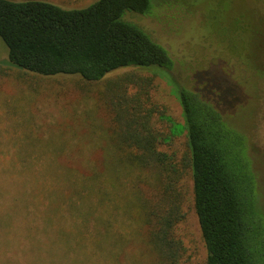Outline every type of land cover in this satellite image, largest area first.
I'll use <instances>...</instances> for the list:
<instances>
[{
    "label": "trees",
    "instance_id": "16d2710c",
    "mask_svg": "<svg viewBox=\"0 0 264 264\" xmlns=\"http://www.w3.org/2000/svg\"><path fill=\"white\" fill-rule=\"evenodd\" d=\"M162 3L0 0L9 63L39 78H78L84 88L74 90L93 101L83 122H0L8 132L0 139V264H22L24 248L39 245L44 232L55 235L45 264H123L129 245L138 250L127 264H193L178 233L188 173L205 264H264L259 178L227 93L236 79L223 75L193 89L175 83L183 123L154 98L155 77L168 75L173 59L127 14H152ZM242 27L234 31L239 54L225 50L234 55L228 63L254 69L258 88L264 62L251 39L262 40L264 29ZM183 131L181 156L163 148ZM28 206L36 219L15 221Z\"/></svg>",
    "mask_w": 264,
    "mask_h": 264
},
{
    "label": "rangeland",
    "instance_id": "374dc122",
    "mask_svg": "<svg viewBox=\"0 0 264 264\" xmlns=\"http://www.w3.org/2000/svg\"><path fill=\"white\" fill-rule=\"evenodd\" d=\"M51 1L65 6H80L92 0ZM159 1L163 3L153 8L152 14H127L130 20L147 29L169 51L173 59V68L169 74L158 73L155 77L152 86L154 98L165 106L167 115L174 122L183 123L175 83L193 89L201 84L209 85L214 80L218 82V77L223 75H227L229 79L234 76L236 81L227 91L234 93L233 101L236 103L233 107H237L233 109L232 125L240 135L249 139L251 161L259 178L264 210V83L258 84L257 88L254 69L245 70L237 65L233 69L228 61H233L234 55L225 51L227 49L231 54H239L241 37L236 36L234 31L241 32L242 23L249 22L264 29V0ZM251 40L253 50L259 52V57L264 62V38L260 41ZM217 51L222 57L218 56ZM0 66V122H83L84 112L93 104L92 100L91 104L88 103L89 99L81 97L78 90H74L76 86L80 90L84 88L81 86L85 83L78 78L72 77L71 82L68 78H39L25 74L11 65L1 38ZM248 67L250 68V63ZM125 70L127 68L111 75ZM92 90L96 92L94 86ZM221 91L224 92L223 89ZM7 134L5 125L0 124V139L5 140ZM185 137V131L173 135L163 148L175 149L178 156H181L186 149ZM7 179L11 180L10 177ZM183 184L186 215L179 225L178 233L186 246L185 256H189L193 264H205L206 252L191 203L192 182L189 173ZM4 210L7 212L8 209ZM28 210L29 213L24 212L15 221L25 216L26 220L33 222L37 216L31 207L28 206ZM4 219H0V222ZM1 233L0 231V235ZM53 238L55 239L54 234L44 232V241L39 245L27 244L22 264H45L44 257L49 258L51 252H54L48 246ZM20 240L24 242L26 239L19 237ZM133 250L137 251L138 248H131L129 245L120 254L123 264H127L130 251ZM69 254L76 257L75 253Z\"/></svg>",
    "mask_w": 264,
    "mask_h": 264
}]
</instances>
